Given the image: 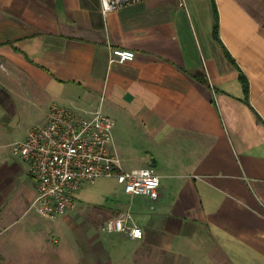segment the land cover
I'll return each instance as SVG.
<instances>
[{"label":"crops","instance_id":"crops-1","mask_svg":"<svg viewBox=\"0 0 264 264\" xmlns=\"http://www.w3.org/2000/svg\"><path fill=\"white\" fill-rule=\"evenodd\" d=\"M111 49L134 59L111 62ZM53 103L101 109L121 169H150L158 198L76 194V210L37 216L8 146ZM124 212L141 239L101 231ZM0 264H264V0L106 15L99 0H0Z\"/></svg>","mask_w":264,"mask_h":264},{"label":"built area","instance_id":"built-area-1","mask_svg":"<svg viewBox=\"0 0 264 264\" xmlns=\"http://www.w3.org/2000/svg\"><path fill=\"white\" fill-rule=\"evenodd\" d=\"M106 15L122 6L142 0H99ZM113 62H130L134 53L111 49ZM114 122L97 109L81 117L59 104H51L47 122L32 128L23 141L9 144V152L27 165L36 193L30 208L39 217L54 221L65 212L76 210L75 196L85 184L97 179H115L122 192L130 197L144 196L156 200L160 178L150 169L123 171L118 156L111 151ZM101 231L125 234L141 239L129 212L105 221Z\"/></svg>","mask_w":264,"mask_h":264},{"label":"rangeland","instance_id":"rangeland-1","mask_svg":"<svg viewBox=\"0 0 264 264\" xmlns=\"http://www.w3.org/2000/svg\"><path fill=\"white\" fill-rule=\"evenodd\" d=\"M118 184L115 183L113 180H106V179H101L97 180L93 183L85 184L82 186L80 191L77 192V195L80 198H88L89 201V195L93 197L100 198L101 196L109 195L111 196L112 194L117 195L118 197L122 198V193H121V188ZM87 205V208H89V202ZM102 205L106 206V204L102 203Z\"/></svg>","mask_w":264,"mask_h":264},{"label":"trees","instance_id":"trees-1","mask_svg":"<svg viewBox=\"0 0 264 264\" xmlns=\"http://www.w3.org/2000/svg\"><path fill=\"white\" fill-rule=\"evenodd\" d=\"M240 79H241V81L243 83L244 92L247 93V82H246V80L244 79V77L242 75L240 76Z\"/></svg>","mask_w":264,"mask_h":264}]
</instances>
